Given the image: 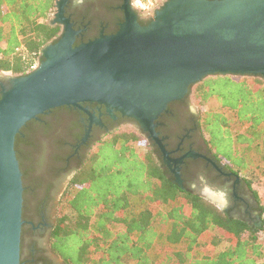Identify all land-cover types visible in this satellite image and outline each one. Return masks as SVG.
<instances>
[{"label": "trees", "instance_id": "obj_1", "mask_svg": "<svg viewBox=\"0 0 264 264\" xmlns=\"http://www.w3.org/2000/svg\"><path fill=\"white\" fill-rule=\"evenodd\" d=\"M164 1L156 0L160 6ZM56 10V0H0V73L23 76L35 57L44 60L42 48L56 43L63 32L62 25L49 23ZM191 92L208 153L239 176L259 168L257 159L264 163V77L214 75ZM118 117L116 130L98 138L81 161L75 159V172L59 200L50 247L62 263L264 264V205L253 184L243 178L254 194L260 225L234 217L177 184L148 134L126 127L122 122L128 119ZM44 118L29 122L16 138L23 213L37 188V182L29 181L25 150L33 144L26 134L41 131L39 120ZM132 198L144 209L132 211ZM24 232L23 227L22 236ZM224 242L227 246L216 251ZM179 244L182 250H170ZM153 250L161 252L159 261Z\"/></svg>", "mask_w": 264, "mask_h": 264}, {"label": "water", "instance_id": "obj_2", "mask_svg": "<svg viewBox=\"0 0 264 264\" xmlns=\"http://www.w3.org/2000/svg\"><path fill=\"white\" fill-rule=\"evenodd\" d=\"M66 2L56 0L49 23L62 25L63 32L42 48L39 66L23 76L4 75L9 86L0 99V264H22L24 184L15 144L29 122L56 108L77 107L102 125L85 103L120 111L139 123L166 164L177 166L172 173L183 187L178 164L184 158L171 159L156 130L168 103L206 77H264V0H166L149 26L139 24L134 5L125 0L120 30L79 46V33L64 15ZM194 155L222 172L211 159Z\"/></svg>", "mask_w": 264, "mask_h": 264}, {"label": "flooded vegetation", "instance_id": "obj_3", "mask_svg": "<svg viewBox=\"0 0 264 264\" xmlns=\"http://www.w3.org/2000/svg\"><path fill=\"white\" fill-rule=\"evenodd\" d=\"M124 2L125 0H67L64 15L79 33L76 43H86L118 32L125 22ZM140 21L146 24L144 26L155 22L150 17L139 15V24ZM4 75L0 73V95L3 88L9 86ZM193 86L195 85H189L185 92L182 89L181 95L168 103L166 110L156 120V130L171 159L184 158L183 163L178 164L183 187L191 189L189 185L197 173L205 172L212 183L229 186L230 206L225 212L252 222L259 211L248 184L235 172L225 169L206 149L199 128V110L192 100ZM82 106L100 120L102 125L92 122L91 116L80 108L60 107L56 108L59 109L58 112H53V109L44 114L43 120H39L44 125L41 131L26 134L33 144V147L25 150L29 156L26 159V166L30 168L29 181L37 182V188L31 190L29 208L23 213L25 232L22 236V264H63L51 251L50 235L55 225L59 200L77 163L84 154H89L98 138L118 128V114L128 119L122 124H132L139 129V123L135 119L124 116L120 111L113 110L111 113L107 106L98 103H85ZM88 132L90 136L85 142ZM69 151L71 154L63 161L57 160L58 155L65 156ZM195 153L211 159L222 172L205 158L194 155ZM161 156L165 167L174 176L172 171L177 166L174 163L166 164L167 160L162 152ZM34 193L37 194L36 198L32 197Z\"/></svg>", "mask_w": 264, "mask_h": 264}, {"label": "rangeland", "instance_id": "obj_4", "mask_svg": "<svg viewBox=\"0 0 264 264\" xmlns=\"http://www.w3.org/2000/svg\"><path fill=\"white\" fill-rule=\"evenodd\" d=\"M154 2H155L156 6H154V10L151 13H142V12H139L136 8L135 9H136L137 13H139V15H141L142 17L152 18V17H154L155 11L157 9H159V7H160V5L157 4L156 0H154ZM195 106L199 110V106H197V105H195ZM126 127L137 129L132 124H126ZM142 150L145 151L147 149L142 148ZM257 161H258L259 168L253 170L252 172H249L246 175L240 174V177L246 178L248 181H250L253 184V189L255 191H257V193L260 197L261 205H264V187H263V184H264V163L259 159H257ZM229 206H230V201H229L228 206L225 209L229 208ZM130 209L134 212H139V211L143 210L144 207L138 198H132L130 201ZM252 222L256 225H260V213H258V216ZM260 236L262 239H264V231H262L260 233ZM226 246H227V243L224 242L218 249H216V251L223 250ZM170 248H171L170 250H173V251H180L183 249V246L181 244H179V245L171 246ZM151 255L156 261H159L160 258L162 257L161 252L158 250H153Z\"/></svg>", "mask_w": 264, "mask_h": 264}, {"label": "clouds", "instance_id": "obj_5", "mask_svg": "<svg viewBox=\"0 0 264 264\" xmlns=\"http://www.w3.org/2000/svg\"><path fill=\"white\" fill-rule=\"evenodd\" d=\"M189 187L193 192L199 194L214 205H222L226 208L229 204V186L212 183L208 175L203 171L197 173Z\"/></svg>", "mask_w": 264, "mask_h": 264}, {"label": "built area", "instance_id": "obj_6", "mask_svg": "<svg viewBox=\"0 0 264 264\" xmlns=\"http://www.w3.org/2000/svg\"><path fill=\"white\" fill-rule=\"evenodd\" d=\"M132 4L139 12L142 13H151L154 10V6H156L154 0H132ZM24 57L26 58L27 55ZM39 63V59L35 57L34 63L30 67L28 73L35 70L39 66Z\"/></svg>", "mask_w": 264, "mask_h": 264}]
</instances>
